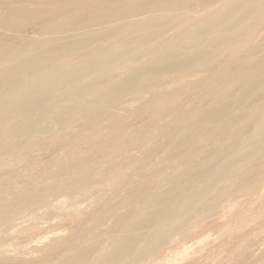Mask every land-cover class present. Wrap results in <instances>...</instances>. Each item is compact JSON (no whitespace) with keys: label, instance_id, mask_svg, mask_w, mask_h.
I'll return each mask as SVG.
<instances>
[{"label":"bare ground","instance_id":"1","mask_svg":"<svg viewBox=\"0 0 264 264\" xmlns=\"http://www.w3.org/2000/svg\"><path fill=\"white\" fill-rule=\"evenodd\" d=\"M116 1L0 0V223L15 214L22 215V212H19L22 208L44 204L54 196L75 190L80 192L89 187L97 190L114 183L116 185L124 178L128 181L130 179L127 175L139 162L144 165L151 164L161 152L166 153L164 150L168 148L169 154L147 173L156 178L152 185L150 182L151 186L142 185L130 191L126 188L125 191L128 192L123 197L119 195L118 202L106 203L101 216L88 224L83 236L76 243L68 244L65 255L58 262L49 260L60 247L51 245L46 249L45 243L42 248L45 247L46 252L42 253V257L27 260L13 257L6 252L0 253V264H116L120 256L132 254L140 246H137V242L147 227L153 224L155 226L167 211L176 210L188 193L197 188L196 184L202 181L207 172L226 158L227 154L234 155L238 152L239 149L235 146L237 141L244 140L243 137L255 128L257 122H264V44L258 48L253 45L257 49L247 58L244 56L243 60L236 59V62L220 66L219 73L214 76L212 82L209 81L210 83L207 82V74L213 75L211 72L215 69L217 71L219 66L210 60L214 54L211 57L208 56L209 50H184L182 46L179 48L177 45L153 63H145L132 72L128 70V73L121 77L117 74L119 61L120 64L125 60H135L136 63L142 53L155 56L160 47L164 46L165 37L170 34L171 29L189 25L193 19H202L203 22L205 18L213 17L215 26L222 22L224 24L227 20L234 21L238 15L255 12L259 20L264 22V0H203L201 10L190 6L192 0H132L131 4L115 16L103 13L105 8ZM99 15L103 17L102 20L98 19ZM78 17H81V25L72 28L70 25ZM49 21L53 22L51 28L26 38L19 44H13L9 39L10 34H20L28 25H45ZM202 22L200 21V24ZM190 24L193 27L197 23L192 21ZM211 26L212 23H206L201 25L200 29L208 28L209 31ZM242 27L241 25L239 30ZM233 30L235 28H232ZM229 32L226 31V35ZM237 34L239 35V32ZM237 34L235 37H238ZM226 35H223V38ZM217 36L220 39L221 36ZM200 37L202 40V36ZM104 40H109L108 47L103 45ZM151 41L154 45L148 46ZM224 43L223 46L226 45ZM165 46L167 48V45ZM202 48L204 47L201 45ZM224 61L226 60H221ZM94 71L103 72L98 80L111 91L130 90L137 84L140 85L141 89L134 99L124 103V112L98 107L92 111L90 106L97 103L98 97L80 93L70 101L76 108L67 115H63L61 110L62 115L52 113L53 109L49 108L52 112L37 111L38 113L30 117L26 116V112L30 113L37 105L50 100L66 84L82 77L86 78ZM172 72H175V75L169 77ZM160 76L162 81H154V78ZM205 84H208L206 88ZM6 98L12 100L7 103ZM82 98L87 99L82 102ZM191 98L195 100L192 101ZM256 106H261V110H254L256 113L252 112L253 118L246 119L244 112L253 111ZM248 114V117L252 116L250 112ZM170 117L171 120L166 123ZM16 118L20 120L19 125L10 129L12 120H17ZM44 132L48 133L46 137L38 135ZM158 136H161V139L157 141ZM13 137L18 141H14ZM144 149L143 156H138L136 151ZM44 154H48V158H45ZM152 164L155 165L154 162ZM147 174L137 178L138 185L146 179ZM263 179L262 142L250 151L248 149L244 155L226 163L211 187L197 197L193 196L195 198L191 211L185 218L172 224L166 238L159 242L158 250L161 251L166 245L176 241L181 229L190 234L194 227L196 211L206 206L210 200L216 202L220 196L241 192L252 200L253 208L254 195ZM90 188L87 189L89 192ZM108 191L107 189V193ZM239 204L234 205L235 208L231 207L234 220L227 223L226 230L241 227L251 218L264 217V204L260 208L259 205L256 206L259 209H253L254 212L258 210L255 217L248 212L249 209L234 212ZM77 214L74 217L77 218ZM60 217L61 215L58 218ZM58 218L57 222H60ZM104 219H108L112 225L108 230L100 231V227L98 231L97 227ZM29 229L33 231L35 227L30 225ZM62 241L56 240V244L59 245ZM144 246L147 247V244ZM168 260L169 257L166 263ZM250 264H264V252Z\"/></svg>","mask_w":264,"mask_h":264},{"label":"rangeland","instance_id":"2","mask_svg":"<svg viewBox=\"0 0 264 264\" xmlns=\"http://www.w3.org/2000/svg\"><path fill=\"white\" fill-rule=\"evenodd\" d=\"M202 1L203 0H194V3H193V0H192V2L190 1V6H192V8H194V9L197 8L196 10H199V9L201 10L203 7ZM228 1H231V0H228ZM131 2H132V0H117L115 4L105 8L103 10V13H105L109 16H115L123 8H125L126 6L131 4ZM192 3L195 5H193ZM121 6H123V7H121ZM111 8H113V9H111ZM101 15L98 16L99 20H102V18H103ZM242 15L244 18H242ZM242 15H238L235 19H233L234 21L227 20L228 23H226L227 21L226 22L224 21V24L222 22V23H218V25L215 24V26L213 24V22H214L213 17L205 18L203 20V22H202V19L197 18L198 20L193 19L188 23L189 25L186 24L182 28L171 29L169 31L170 34L168 33V35H167L168 37L167 36L165 37L164 46L162 45L160 47L158 53L155 56L151 57V56H147L145 53H142L139 56V58L136 59V61H137L136 63H135V60H125V61H122L121 64L119 63L121 61H119L117 63V74L121 77V76L125 75L126 73H128V70H129V72H130V70L132 72V70L135 71V70L139 69L145 63H153L158 58L162 57L165 54V52L169 51L170 48L173 49L177 45V47H179V48H181V46H182V49H184V50H186L188 48H196V49L200 48L199 50L205 49L206 51L209 50V51H207L208 56H211V57L214 54L213 58L212 59L210 58V60L215 61L216 63L219 64V66H218L217 71L215 69L214 71L211 72V73H214L213 75L207 74V78H206L208 80L207 82H209V81L212 82V80L214 79V76L219 73V70H220L219 68L227 65L225 63L229 64L230 62H236L237 60L240 61L239 60L240 58H241V60H243V59L247 58L248 56H250L251 54H253L258 47H260L261 45L264 44V25H263L264 22H261L259 20V17L255 12H253L251 14H245V15L242 14ZM80 19H81V17H78L76 20H74L72 22V24L70 26L72 28L79 27L81 25V21H79ZM240 19H242V22H240ZM194 20L197 22H195ZM199 20L202 22L201 24H200ZM192 21L195 24L197 23L196 25L194 24L195 26H193V27H191V24H190ZM231 22L233 23V25ZM206 23H212V26L209 27V31H208V28L205 30H201L200 26L203 24H206ZM52 25H53L52 21H49L45 25L44 24H31V25H28L25 28H23L20 34H17V35L10 34L9 39L12 41L13 44H19L24 39L31 38L34 35H37L38 33L42 32L43 30H46L47 28H51ZM234 25H235V27H234ZM241 25L244 28L242 27V29L239 30L241 28ZM231 26H233V27H231ZM219 27H221V28H219ZM187 28H190L191 31ZM192 28H194V29H192ZM232 28L233 29L235 28V30L232 31ZM181 30H182V32H181ZM226 31L227 32L230 31V32L227 33V35H226ZM183 32H184V34H183ZM193 32H195L196 34ZM199 32H200V34H199ZM233 32H235V34ZM238 32H239V35L237 34ZM232 33L234 34V36H232ZM197 34H199V35H197ZM236 34L238 35V37H235ZM171 35L173 37H171ZM188 35H189V37H188ZM217 35L221 36L220 39ZM223 35H226L225 38H223ZM200 36H202V40L204 39L203 41L201 40ZM204 36H205V38H204ZM213 36H214V38H213ZM228 36L231 38H229ZM208 38L210 39V42H209ZM226 38H228L227 41L230 40V41H228L229 43L227 41H225ZM205 39H207V40H205ZM179 40H180V43L182 45L180 43H178ZM193 40H195V41L193 42ZM174 42H175V44H173ZM222 42L223 43L225 42L224 44H226V45L223 46ZM102 43L105 47H108L110 45L109 40H104V41H102ZM200 43H201L202 47H204V48L201 49ZM210 43H212V44L210 45ZM219 43H220V45H216ZM227 43H228V46H227ZM245 43H248V45ZM192 44H194V45H192ZM198 44H199V46H198ZM205 44L207 45V47ZM152 45H154V42H152V41L149 42L148 46H152ZM165 45H167V48ZM213 45H214V47H213ZM231 45L232 46L234 45L233 46L234 48H235V45H237V46L235 49H233V47ZM253 45L254 46L257 45L256 46L257 48L254 47ZM224 47H227L228 49L230 47L231 48L228 50L227 48L225 49ZM217 48H219L218 51L216 50ZM213 49H214V51H212ZM221 50H222V52H221ZM241 50H243V51H241ZM210 53H212V54L209 55ZM215 54H218V55L216 56ZM221 54H222V56H220ZM244 56H245V58H244ZM223 59L226 61L221 62V60H223ZM119 64H120V66H119ZM121 68L123 69L124 72L121 71ZM132 68H134V69H132ZM119 72H120V74L122 73V75H120ZM102 73H103L102 71H94V72L90 73L89 75H87L86 78L82 77V78L76 79L75 81H72V82L66 84L64 87L59 89L50 98V100L48 99L47 101H44L41 104L37 105L36 107L33 108L32 112H30V113H29V111L26 112V116L30 117L31 115H34V113H38L37 111H40L42 113L53 111L52 113H56L59 115H62V113H63V115H67V114L71 113L76 108L75 106L72 105V103L70 101L73 99V96L75 98L80 93H84L86 95L92 94V95L98 97L97 103L90 106V110H92V111L98 107V108L106 109L109 111L124 112V103H128L129 101H132V99H134V97L137 95L136 93L139 92L141 89L140 85L137 84L133 89H130V90H124V91H120V92L111 91L109 88H107L106 86H104L103 84H101L99 82L98 78L102 75ZM94 74H95V76H94ZM173 75H175V72H172L169 77H172ZM212 76H213V78L211 79ZM161 78L162 77L160 76L158 78H154L155 80L154 79L153 80L154 81H156V80L162 81ZM88 81L90 83H88ZM98 82H99L100 86H99ZM95 85H96V88H95ZM204 86L206 88V86H208V84H205ZM131 90H133V91H131ZM69 91L71 94L68 93ZM67 96H69V97H67ZM104 97H106V98H104ZM100 98L102 101H100ZM86 99L87 98H82L81 101L84 102V101H86ZM10 100H12V99L11 98L5 99V101H7V103H9ZM191 100L194 101L195 98H191ZM111 104H112V106H111ZM40 107H42V108L40 109ZM91 107H92V109H91ZM258 108L260 109L261 106H256V108H254L253 111L252 110H247L248 112L245 111L244 113H246L245 115H247L246 119H249V118L252 119L254 114L256 113L254 110H256L257 112L261 110V109L258 110ZM48 109L49 110L53 109V110L49 111ZM57 110H59V111H57ZM60 110L62 113L60 112ZM249 112L252 116L248 117ZM252 112L254 114H252ZM16 119L17 120H15V119L12 120L10 129H14L19 125L20 120L18 118H16ZM170 120H171V117L166 120V123H169ZM13 124H14V126H13ZM256 124L257 125L255 126V128H253L254 132H252L253 130H251L247 134V136L243 137L244 140L241 139V140L237 141V143L235 144L236 148L239 149L238 152L234 153V155L232 153L227 154L226 155L227 157L218 163L219 166L218 165L215 166L213 169H211V171H209V173L207 172V174L204 177H202V181L200 180L198 182V184H196L197 188L194 191L188 193V195L181 201L182 203L181 202L179 203V206L176 210L167 211L162 216L163 218L161 217L162 219L160 218L159 219L160 221L158 220L159 222L158 221L156 222L155 226L153 224V225L147 227L139 239V240L142 239L143 241L138 240V242H137V246H138V244H140V246H138L135 249L134 253L128 254V255L124 254L123 255V257L125 256L124 258L122 256H120L118 258L119 261H117L116 264H125V263L126 264H128V263L129 264H132V263L133 264H153L154 261H155L154 264H170L171 261H172L171 264H192V263L193 264H235V263L241 264L242 262H243V264H250L251 262L256 260L258 258V256L264 252V217L262 219L261 218H257V219L251 218L243 226L236 227L233 230H232V228H228V230H226L227 229L226 227L229 223L233 222V220H234V215H233L234 213L232 212L231 207H233L236 204L244 203V205L243 204L237 205V210L234 212L238 213V212H240V210L242 211V209L243 210L249 209L248 212L249 213L251 212L252 215L255 217V215H256L255 212H258L257 209H259L261 207V205L264 204V191H263L264 190V179L262 181L263 183H261V185H260L261 188L259 187L258 192H256L254 195L253 208H251L252 207L251 206L252 200L248 196L244 195L241 192H234L231 194H226V195L220 196L216 202H212L210 200L206 203V206H203L196 211L195 216H194V227L191 229L192 231L190 232V234L186 233L183 229H181L178 232V238L176 241H174L173 243L168 244L164 248H162V250H161L162 253H161L160 249L158 250L159 242H161L162 240H164L166 238L172 224L174 222H176L177 220L185 218L189 214V212L192 209V205H193L192 202H193L194 198L197 197L203 191L207 190L209 187H211V185L214 183L220 169L226 163L235 160L236 157L238 158V157L242 156V154L244 155L245 153H247L248 149H249V151L251 149H253L255 147V145H257L258 143L259 144H261L262 142L264 143V122L259 121ZM38 135L41 137H46L48 135V133L44 132V133H39ZM249 137L250 138L252 137V138L250 139ZM158 139L160 140L161 136H158L156 138L157 141H158ZM13 140L18 141V139H15L14 137H13ZM168 149L164 150L166 153H164V151H163L164 154H162V152H161L156 159L157 161L154 160L151 162V164L149 163L148 165H144L138 161L139 162L138 165L136 164L135 167L133 168V170H135V169L136 170L135 171L131 170L130 173L127 175V177L129 176L128 179H130L128 181H125V180H127V178H124L123 179L124 181L121 180V182L120 181H119V183L117 182L116 185L114 183V184H111L110 186L108 185V187L107 186L101 187L102 190H100L101 188H97V190H95L96 188H94V187H91L92 189L89 187L90 192L87 190L89 188L80 190V192H78L79 190H75V191H72V192L67 193L65 195H61V196L58 195V196L51 197L44 204L36 205L37 207L31 206V207L22 208L19 211V212H22V215L17 213L19 216L15 214V216H12L9 219L0 223V235H1L0 236V244H1L0 245V247H1L0 253H6L7 252V254H10L13 257H19V258L22 257L23 259L28 260V259H33L35 257H42L43 256L42 253L46 252V249L49 246L56 245V247L58 246L61 249L57 247L58 250L54 254L55 256L52 255L49 262H53V261L58 262V260H60V258L63 255H65L64 253L68 249L67 248L68 244L70 243V245H71V244L76 243L77 240H79L83 236L86 228L93 222V219L95 220L96 218L101 216L100 214L103 213L104 205L106 203L118 202L120 196L122 195L121 197H123L131 189L134 190L138 186H142V185L148 187V185L151 186L153 184V182L156 181V178L153 175H148L147 173H149V171L151 172L158 163L165 160L164 158H166L169 154ZM147 150H148V148H147ZM147 150H146V152H147ZM245 150H247V151H245ZM136 153L138 156H140V155L143 156V154L145 153V149H144V151L143 150L142 151H136ZM231 155H233V156H231ZM48 156H49L48 154H44L45 158H48ZM153 162L155 165L152 164ZM151 165L153 166V168ZM138 168L140 170H138ZM143 168H145V170ZM131 172H134V173L131 174ZM145 174H147L146 179H144L142 181L141 185L140 184L138 185L139 181L137 178L140 177V175L142 176ZM151 176H152V178H151ZM207 177H209V178L207 179ZM147 178H150V179L148 180ZM203 178H205L206 180ZM151 179H154V181ZM150 182H151V185H150ZM199 183H201V184H199ZM128 187H129V189H128ZM130 187H132V188H130ZM93 188H94V190H93ZM117 188L118 189L120 188V189L118 190ZM126 188L128 190L127 192L125 191ZM107 189L109 190L108 193H107ZM114 189H115V191H114ZM123 189H124V191H123ZM120 190H122V191H120ZM82 192H84V193H82ZM118 193H120V194H118ZM92 194H93V196H91ZM189 195H190V197H189ZM73 196H74V198H73ZM118 196H119V198H118ZM193 196H195V197H193ZM247 197L249 199H247ZM105 198H107V199H105ZM103 199H105V200H103ZM187 199H188V201H187ZM59 200H60V203H59ZM93 201H95V203ZM100 201H101V203H100ZM56 202H57V204H56ZM75 203H79V204H75ZM258 205H259V208L256 207ZM57 206H58V208H57ZM77 206H79V207H77ZM240 206H242V208H239ZM234 208H235V206H234ZM250 208H251V210H250ZM254 208H257L255 210V212L253 211ZM238 209H239V211H238ZM23 210H24V213H23ZM74 211H75V213H74ZM183 212L184 213L187 212V213L184 214ZM253 212H254V214H253ZM47 213L48 214L51 213V215L50 214L48 215ZM76 213H78L77 215H79L77 218L74 217V215ZM180 213H181L182 217L180 216ZM249 213H247V214H249ZM65 214L67 216L68 215H71V216L67 217ZM59 215H61L60 218H58ZM64 216L67 219L64 218ZM178 216H179V218H178ZM41 217H43V218H41ZM69 217H71V218H69ZM57 218L60 219V220H58L60 222H57ZM49 219H50V221H49ZM52 219H53V221H52ZM80 220H83V221H80ZM163 220H164V223H163ZM72 221H74V222H72ZM108 221H109L108 219L102 220L100 223L101 225L99 224L97 227L98 231H99L100 227H101L100 231L108 230L112 225V224H109L110 221L109 222ZM107 222H108V224H107ZM166 223L168 225H166ZM30 225H31V227H35L36 230L34 229L33 231H29V230H31V229H29ZM23 228H24V230H23ZM20 229H21V231H20ZM40 229H41V232H40ZM71 229H73V231ZM220 229H221V231H220ZM229 230H231V231H229ZM33 232H34V234H33ZM27 234H29V235H27ZM39 234H40L41 238L39 237ZM23 236L24 237L26 236L25 239ZM42 236H43V238H42ZM28 237H29V239H28L29 241L27 240ZM35 237L38 239L36 240ZM45 237H47V239H45ZM33 238H35V239L31 240ZM15 240H16V242H15ZM54 240H55V242H53ZM56 240L57 241L63 240L64 242L62 241L59 245H57ZM66 241H67V243H66ZM10 242H12V243H10ZM45 243H46V245H45ZM141 243H143V244H141ZM146 244H147V247L144 246ZM28 245H29V248H28ZM42 245H45L46 249H45V247H43L44 248L43 249ZM152 245H153V247H151ZM233 245H234V247H233ZM20 246H21V248H20ZM64 247H65V249H64ZM2 249H3V251H2ZM156 251H160V252L158 253ZM57 255L58 256L60 255V256L58 257ZM166 255H168V256L165 257ZM183 255H185V256H183ZM240 255H242V256H240ZM154 256H155V259H154ZM168 257H169V260H168V263H166ZM138 258H139V260H138ZM158 260H159V263H157ZM243 260H245V261H243Z\"/></svg>","mask_w":264,"mask_h":264}]
</instances>
